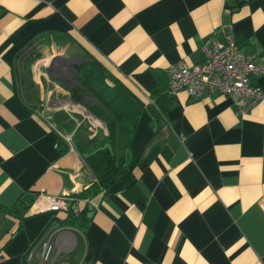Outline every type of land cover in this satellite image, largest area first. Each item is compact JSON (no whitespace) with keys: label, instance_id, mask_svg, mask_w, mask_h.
<instances>
[{"label":"crops","instance_id":"0c3cea01","mask_svg":"<svg viewBox=\"0 0 264 264\" xmlns=\"http://www.w3.org/2000/svg\"><path fill=\"white\" fill-rule=\"evenodd\" d=\"M228 33L264 62V0H0V264H24L51 219H65L29 212L39 193L78 199L93 180L86 146L104 124L45 76L67 45L127 84L140 111L124 152L131 180L84 198L88 220L53 237L56 262L264 264V72L250 76L263 96L245 111L228 94L166 93L172 62H200L204 42ZM33 34L27 66L16 50Z\"/></svg>","mask_w":264,"mask_h":264},{"label":"trees","instance_id":"16d2710c","mask_svg":"<svg viewBox=\"0 0 264 264\" xmlns=\"http://www.w3.org/2000/svg\"><path fill=\"white\" fill-rule=\"evenodd\" d=\"M33 37L34 34L16 50L17 57L22 58L27 66L37 55ZM81 54L83 59L72 65L74 85L70 88V96L75 102H82L83 97H88V101L82 104L91 115L104 124L106 135L100 145L84 157L93 180L75 196L78 198L76 200H79L78 214L66 212L61 223L57 218L51 219L62 226L74 225L77 222L82 225L88 220L87 208L83 201L88 195L96 190L106 189L116 182L126 184L131 180L129 172L125 173L131 166L126 162L124 152L140 111L137 107L140 101L127 84L118 78L110 77L106 68L94 57L86 52ZM25 90L27 89L23 86L18 90L22 102H27ZM79 126L76 127L74 134ZM105 143L108 145H104ZM83 213L85 217L82 216Z\"/></svg>","mask_w":264,"mask_h":264},{"label":"built area","instance_id":"2783aa9c","mask_svg":"<svg viewBox=\"0 0 264 264\" xmlns=\"http://www.w3.org/2000/svg\"><path fill=\"white\" fill-rule=\"evenodd\" d=\"M201 49L203 56L200 62L189 65L184 60L178 59L169 65L170 78L166 93L175 94L181 89H185L189 96H197L203 92H218L231 96L240 111L253 107L263 96V92L258 84L250 81V76L253 73L264 72V62L256 64L252 55L241 52L232 33L225 36L224 42L209 38ZM83 116L90 118V115ZM79 124L76 122V127ZM72 137L68 134L63 135L70 148H72ZM78 210L79 200L63 194L39 193L29 207V212L33 214L70 211L73 215H77ZM67 229L68 226H62L51 220L38 240L28 249L26 264H60L56 262L53 237L59 231ZM74 264H82V260Z\"/></svg>","mask_w":264,"mask_h":264},{"label":"rangeland","instance_id":"374dc122","mask_svg":"<svg viewBox=\"0 0 264 264\" xmlns=\"http://www.w3.org/2000/svg\"><path fill=\"white\" fill-rule=\"evenodd\" d=\"M82 59H83V56L81 53L79 54V52L74 51L69 45H67L63 52H60V53L53 55L51 57V59L48 62L49 67H47V69H49V70H48V72L45 73L46 74L45 76H47L49 78H51L53 76V77L63 81L65 83V85L71 87L74 85V82H72L73 81V75H74V72L72 70V64H74V63H76ZM22 68H23V66L21 67V69ZM84 101L87 102L88 97H83L82 102H76V103L74 102L73 107L81 110L82 115H85V114L88 116L90 115L89 116L90 118L88 120L93 121L95 123V125H101L102 126V122L100 120L98 121L95 117L93 118L92 115L84 108V106L82 104ZM53 102H55V100ZM59 115H61L64 122L69 123L70 118H68V120H67L64 113H59ZM71 121H72L73 125L70 126L69 129H67V130L69 133H71V135H73L72 133L76 129V127L74 128V124H76L77 119H71ZM63 124H65V123H63ZM69 125H70V123H69ZM103 132L105 133L104 130H101V134L100 133L96 134L95 137H97V138L94 137L95 138V140L93 141L94 145L93 144H90V145L86 144V145H88L86 147H90L89 148L90 150H95L100 145V141L98 142V140H100L102 138L101 135L103 134ZM79 136H80V131L77 132L75 137H72L73 143L77 139V137H79Z\"/></svg>","mask_w":264,"mask_h":264},{"label":"water","instance_id":"95a60500","mask_svg":"<svg viewBox=\"0 0 264 264\" xmlns=\"http://www.w3.org/2000/svg\"><path fill=\"white\" fill-rule=\"evenodd\" d=\"M137 104V103H136ZM137 107H138V104H137ZM98 120V119H97Z\"/></svg>","mask_w":264,"mask_h":264}]
</instances>
